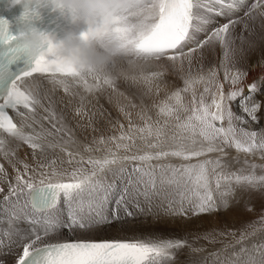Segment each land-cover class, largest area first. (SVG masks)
Masks as SVG:
<instances>
[{
  "label": "snow or ice",
  "instance_id": "snow-or-ice-1",
  "mask_svg": "<svg viewBox=\"0 0 264 264\" xmlns=\"http://www.w3.org/2000/svg\"><path fill=\"white\" fill-rule=\"evenodd\" d=\"M242 6L239 0H144V13L136 28L131 33L127 28L116 29L128 34L121 60H127L129 66L134 68L138 66L136 61L147 62L166 57L174 64L179 62L182 68L187 59L191 67L194 54L219 44L224 55L221 61V67L225 68L224 79L236 85L246 74H230L225 63L234 42L232 30L241 20L229 19L226 23L212 27L210 31L207 26L215 22L214 18L224 16L225 9L231 11ZM262 8L264 0H256L244 15L251 18L254 10ZM202 9L209 15L201 16ZM261 14L264 15V12ZM244 27H248L247 23ZM201 33H205L203 39L199 38ZM36 73L50 74L53 83L62 86L65 92H69L70 86L62 77H71L76 84L83 83L88 92L100 90L105 85L115 92L116 81L121 78L133 83L138 81L137 76L128 71L124 75L115 71L103 76L85 75L48 55L35 59L27 70L0 81V156L16 172L15 182L8 183L6 193L0 187V208H3V216H0V249L13 245L21 249L15 264H168L174 258V250L182 248L186 241H44L62 228L69 232L77 229L89 231L98 225L122 219L121 213L132 217L135 213L130 208L142 213L144 208L141 199L151 208L153 200L161 198L167 200L169 214L187 215L190 211L195 216L228 207L226 197L233 192V182L252 187L264 183V176L257 177L254 173L238 175L217 171L221 167L220 159H199L213 152L224 153L223 146L234 147L245 153H264V132L237 127L235 122L244 124L247 121L234 113L231 107V102L239 99L242 112L257 121L256 113L260 104L254 102V95L261 91L257 83L249 85V95H244L242 88L226 94L224 84L217 80L216 70H211L207 76L189 75L184 78V87L168 97L171 103L163 102L157 106V116L162 119L153 121L151 116L141 112L138 115L143 124L138 125L132 122L131 114L124 112L121 107V112L129 121L127 130L120 124L118 136H101L93 140L99 145L113 143L115 150L109 147L103 156L85 157L79 150L73 130L65 123L63 114L55 111L48 92L42 91L41 86L30 79ZM159 75L151 73V77ZM89 79L95 83L89 84ZM140 79L144 83H151V79L143 74ZM198 83L206 86L197 100L194 86ZM213 84L216 91L211 92V101L207 103L204 94L211 91L209 86ZM189 90L193 92L191 107L184 103L182 96V93ZM45 99L48 100L47 106ZM84 99L80 97L81 105L75 110L77 115H87ZM41 110L44 115H41ZM10 112L20 118L19 123L14 121ZM91 119L89 117L90 123ZM5 136L17 141L16 148L9 147ZM137 139L146 148L156 151L138 150L132 153ZM21 144L32 150L34 159L38 154L44 159L48 152L58 150L68 157V164L75 162L77 166L70 171L57 168L56 158L46 164H38L37 168H32L23 160L17 159L14 162L13 158ZM121 150L124 155L120 154ZM93 151L91 145H84V152ZM95 151L100 149L96 148ZM169 157L189 163H153ZM194 158L197 162L191 163ZM17 163L23 165V171L16 166ZM7 176L4 164L0 163V181L6 180ZM214 193L219 194V204ZM61 200L65 205L67 220L62 218L59 208ZM5 222L6 228L2 227ZM21 222L27 227H19ZM245 236L242 233L237 243L245 239Z\"/></svg>",
  "mask_w": 264,
  "mask_h": 264
},
{
  "label": "rangeland",
  "instance_id": "rangeland-1",
  "mask_svg": "<svg viewBox=\"0 0 264 264\" xmlns=\"http://www.w3.org/2000/svg\"><path fill=\"white\" fill-rule=\"evenodd\" d=\"M245 1L248 4V7L245 6L240 9H236L235 11L234 10L227 11L224 17L221 16V17L216 18L214 20L216 22L207 26L208 30L210 31L212 27L226 23L229 19L241 20V23L236 24L234 29L232 30V36H233V41H234L233 44L241 46L242 51L244 48L247 49L246 51L244 50L245 55L243 56V58H245V60L243 59L244 61H242L241 64L237 65L236 67L234 66L230 69L227 68L230 74H235L237 72L246 74L249 68H251L255 64H258L257 66L260 67V69L263 68L264 70V67H261L262 65H264L263 63L264 62V56H263L264 55V49H263L264 48V19H263L264 15L261 14L262 12H264V9L262 8V9L254 10L252 12V17L247 18L244 15V13L248 12L252 4L256 2L255 1L249 2V0H245ZM245 23H247L248 25L247 28L244 27ZM204 35L205 33H201L199 38L203 39ZM241 37H243V40H241ZM216 47H217L216 45L209 47L208 49L209 55L210 53H214L213 49H216ZM219 50L221 54H223V50L221 49V47ZM200 60L201 59H199V55L197 52L196 54H194L192 58L191 67H189L187 59L184 60L183 67L181 68L179 66V62H176L174 64L172 61H169L166 57H164L159 60L157 59L151 60V61L156 62L154 63L155 66H153V68L140 69L138 67H135V68L129 69L128 72L131 75L137 76L138 81L136 83H133L132 81L123 80V78L118 79V80L120 82H126L127 88L130 86L131 87L134 86L133 89L137 91V97L138 98L140 97L141 99H139V101H135L133 96L136 97V94H133V93L130 94L128 92H123L124 95L126 94L125 96L121 95L117 97L118 98L117 101H114L112 105L109 104L111 108L109 107L106 108V109H109L108 110L109 113H107L109 114L108 118L113 117L111 118L112 121L109 126H107V124L104 123L107 127H104V126L102 127L99 124V121H95V124L92 123L93 125L89 126L87 122H84L82 120L80 123V127H79V129L82 132L81 137L79 136L80 137V141L78 142L79 148L82 145L88 144V145H91L93 149H95L94 147H96L98 144L93 142L94 138L98 140L101 136H104L106 138L112 135H116V136L119 135L121 131L119 127L120 124H123L126 130L129 121L124 115V112L130 113L132 122L138 125L143 124V121L140 120L139 115H138L141 112H144L146 115L151 116L153 121L157 120L158 118L162 119V117L157 116V112H158L157 106L161 105L163 102L171 103V101H168V97L174 91L178 89H182L184 87V78L189 77V75L193 77L200 76V75L207 76V74L211 70L214 69L217 71V66L215 64L213 67L210 66L209 68L208 65L207 66L203 65L202 60L201 61ZM251 60L252 62L254 60V64L250 63L251 64L250 65L249 62ZM260 62H262L263 64L261 63L260 65ZM225 66H226V63H225ZM221 68H222V70H220L221 74L219 75L218 73L217 80L218 82L224 84V92L226 94L230 91V89L234 90L233 89L234 87L242 88L243 91L244 89H247L248 92H246V90L245 92L249 93V85H251L252 83L248 84L246 87L245 85H243V82L245 81L244 79L245 75L240 80L241 82L239 81V83H237L238 85L236 84L234 86L230 83V81H225L224 79L225 68L224 67H221ZM151 73H160V75L157 77H151ZM141 74H143V76L149 77L151 79V83L150 84L144 83L143 80L140 79ZM262 74L261 76L259 75L257 77L259 81L255 78V81L257 80L256 82L257 84L260 82V79L264 78V72H262ZM205 86L206 85L204 83H198L194 86L197 100L199 99L200 94L203 93ZM209 87L211 88V91L209 93L204 94L205 101L207 103H210L211 101V92L216 91L215 84L210 85ZM182 96H183L184 103L187 104L189 107H191V100L193 96L192 90L182 93ZM262 96H260L259 98H254V102L260 104V108L256 113L257 121H253L251 117H249L245 113L244 119H246L245 121H247V123L240 124L239 122H235L237 124V127H244L245 129L249 131H257L258 133L264 132V95L262 94ZM237 101L231 102V107L234 113H236L237 115H240L237 111L238 108H236ZM133 105H135V107H133ZM121 107H123L124 112H121L120 110ZM94 112H96V110ZM74 117L75 118L78 117L76 119H79L80 115L75 114ZM100 117L98 116V114H96L95 118H100ZM249 119L251 120L250 121L251 123L250 122L248 123ZM103 121H106V120H103ZM225 126H227L226 122H225ZM93 128H95L96 130L93 131ZM143 146H145V144ZM25 147L26 146L22 147L21 150L17 152L18 156L16 155V157L19 160H23L25 163H28L32 168H37L38 164L40 163L46 164L48 163L49 160L56 158L55 152H48L46 158L41 159L40 156H37L36 159L34 160L32 156V150L29 153L28 152L29 150H26ZM111 147L113 149L115 148L113 147V145H111ZM223 147H224V150L227 149V146H223ZM228 148L234 149L233 152L234 151L235 152L233 154L227 155L228 156L227 161L226 160L222 161L221 164L223 163V165H221L222 167L218 168L217 171L224 172L225 174L236 173L238 175H249V174L254 173L257 177L264 176V153L262 152L260 153V151H256V152H253L255 154L254 155L253 153H245L242 151L239 152L234 147H228ZM143 151H156V149H147ZM56 152H59V151L57 150ZM83 153L85 157L88 156L87 153L85 152ZM214 153H217V155L216 154L214 155ZM212 154H213V157H211V153L209 154L210 159L215 158V157L217 159H221L224 155V153H220V152H213ZM15 161L16 160H14V162ZM5 163H6V160H5ZM253 165H255V167H253ZM5 166H6L8 175H12V174L16 175L15 174L16 172L13 169L11 164L8 163ZM16 166L20 168L21 171H23L22 164L17 163ZM56 167L61 168V169L64 167L63 169H66V170H71L72 168H74V166H72L71 164L65 165V164H58V163L56 164ZM5 181L6 180L0 181V183L1 185L3 183V188H6L5 192H7L6 185L8 186L9 181L8 182L7 181L5 182ZM232 188H233V192L236 193L237 197H235L233 201L229 202L227 209H225L224 211L226 214V217H225L226 220L224 219L221 224H216L215 226L210 227L207 231L201 234H197L196 238H198L201 242H203V244L206 245L207 247L208 245H210L212 247H216L217 249L218 248L221 249L223 253L221 256L232 258L233 254L235 252H238L243 258L240 260V261L243 260V264H264V183H259L255 187H252L247 184L237 185L235 182H233ZM155 200H156V203H155ZM161 201L166 202L167 200L163 201L161 200V198L160 199L155 198L153 200L151 207H153L154 204H158ZM146 208H147L146 209L147 211L151 209L149 208V206H147ZM1 209L3 211V208ZM130 210H132L134 213L138 212L137 210H134L133 208L132 209L130 208ZM215 212H212V214H214ZM109 215H110V212H109ZM122 215L123 213H121V216ZM63 216L64 218L66 217L65 220H67L66 210L63 211ZM123 218L133 219L134 217L133 216L132 217L123 216ZM115 221H120V220H113L111 224H113ZM18 226L22 228L27 227V225L23 224L22 222ZM99 226L100 225L96 227H99ZM2 227L6 228L7 223L5 222L2 225ZM60 230L69 231L65 228H62ZM242 233L246 234L245 239L237 243V241L240 240ZM248 233H253V234L247 235ZM56 234H60L59 236L64 237V238L66 237L65 235H71L70 232H67L66 234H64L63 232L62 234L61 233H56ZM83 235H88V232L84 231ZM64 238H58V237H55L54 235H51V237L46 239L44 242L50 241V239L54 240V239H64ZM6 243H7V238H5V244ZM216 248H214L215 251L217 250ZM12 249H14L15 252ZM1 250L2 249H0V251ZM192 250L195 251V249L186 248V250L183 251V254L193 253ZM214 250H209V252L213 251V253H215ZM228 250L231 252H229ZM254 250L257 256L253 255ZM16 251H17V247L13 245L10 247V251L8 253L9 255L13 254L14 256ZM0 264H3V258L1 257H0Z\"/></svg>",
  "mask_w": 264,
  "mask_h": 264
},
{
  "label": "bare ground",
  "instance_id": "bare-ground-1",
  "mask_svg": "<svg viewBox=\"0 0 264 264\" xmlns=\"http://www.w3.org/2000/svg\"><path fill=\"white\" fill-rule=\"evenodd\" d=\"M251 1H255L256 2V0H249V2H251ZM239 3L243 5L242 7H245V6L248 7V4L246 3L245 0H239ZM217 6L219 7V5H217ZM242 7H238L237 9H240ZM227 11H229V10L225 9V13ZM200 15L201 16H208L209 14L206 12V10L202 9L200 11ZM215 19L216 18H214V20ZM263 19H264V17H263ZM216 46H217L216 49H213L214 53H210V55H209V52H208L209 47H206L203 50L202 53L198 52V55H199V59L202 60V64L203 65H205V66L208 65L209 68H210V66L213 67L214 64H215L217 66V74L219 73V75H220L221 74L220 70H222L221 61L224 60V55L221 54V52L219 50L220 49L219 44H216ZM244 50L246 51L247 49L244 48L243 51H242L241 46L232 44L231 45V50H230V53H229V59L226 61V67L230 69V68H232L234 66L236 67L237 65L241 64V62L245 60V58H243V56L245 55V51ZM253 53H255V52H253ZM136 63L138 65L137 67L140 68V69H143V68L150 69V68H153V66H155L154 63H156V62L151 61V60H149L147 62H145L143 60H139V61H136ZM250 63L254 64V60H253V62L251 60L249 62V64ZM261 63L262 62H260V65H261ZM257 65L258 64L253 65L251 68H249L248 72L246 73L245 78H244L245 81L243 82V85H245V87L248 84H250V83H256L257 80H258L257 77L259 75L261 76L262 72H264L263 68L260 69V67H258ZM122 66L125 69H127V71H129V69L133 68V67L129 66V64L127 63V60L122 62ZM261 67H264V65H262ZM49 75L50 74H43L42 75V74L36 73V74H33V78H30V79H34L35 82L38 83L41 86L42 91L48 92L50 98L54 102L55 111L58 114H63L64 119H65V123L68 125V127H70L73 130L74 138L78 142L80 141V137L82 135V132L79 129L80 123H81L82 120L84 122H87L89 124V126L93 125L92 123L95 124V121H99V124L102 127L103 126L107 127V126H109L111 124V121H112L111 118H113V117L108 118L109 114H107V113H109V111H108L109 109H106V108H108V107L111 108L110 105H112V103L114 101L118 100L117 97H119L121 95H124L123 92H128L130 94L131 93L136 94V97H137V91L133 89L134 86H132V87L130 86V87L127 88V83L126 82H120L119 80L116 81V89H117V91H115V92L113 91L112 88H110L107 85L103 86L102 89H100V90H95L93 92H88V91H86L85 86L83 85V83L76 84V83H74L72 81L71 77H62L63 79H65L69 83V86H70L69 92H65L62 86H58V85H55L53 83V81L49 78ZM255 78L257 79L256 81H255ZM94 83H95V81H92L91 79H89V84H94ZM258 85H259L261 91L258 92L257 94H255L254 98H259L260 96H262V94L264 95V78L260 79V82L258 83ZM229 87H230V85H229ZM136 88H138V87H136ZM231 88H232V86H231ZM235 88H237V87H234L233 89H235ZM231 90L232 89H230V91ZM245 90H246V92H248L247 89H244L243 94L244 95H249V93H246ZM80 97H84L85 98L84 99V111L87 113V115H80L79 119H76L78 117L75 118L74 115L76 114L75 110L78 107H80V105H81ZM136 97L133 96L135 101H139V99H141L140 97L139 98L138 97L136 98ZM44 103L47 106L48 105V100L45 99ZM119 103H120V101H119ZM236 105H237L236 108H238V110H237L238 113L245 118V113H243L242 110L239 107V99L236 102ZM95 110H96V112H94ZM96 114H98L99 117L101 116V114H102V116L100 118H95ZM41 115H44L42 110H41ZM13 116H14V121L19 123L20 118L14 112H13ZM89 117L92 118L91 119V123L89 122ZM103 120H106V121H103ZM250 121L251 120L249 119L248 123ZM104 123L107 124V126ZM45 126L46 127L49 126L47 124V122H45ZM98 128H99V126H98ZM100 130H102V129H100ZM4 138L9 141V147L16 148L17 141L12 140L10 137H6V136ZM111 145H113V147H115V145L113 143H110V142L106 143L105 145H99L98 144L94 148L95 149L99 148L100 151H95V149H94V151L92 153H87V152H85V153H87L88 155L91 154L93 156H103L105 154L106 148H109V147L112 148ZM135 145L136 146H134L132 148V153H135L138 150L139 151H143V150H147L148 149V148L145 149L146 147L143 146L144 143L142 141H140L139 139L136 140ZM24 146H26L25 147L26 150H29L28 152L30 153L31 149L27 145L21 144L20 147L16 151V155H17V152L19 150H21V148L24 147ZM80 148H79L80 152L82 154H84L83 153L84 152V145H82ZM114 150H115V148H114ZM233 150L234 149H230V148L227 147V149L224 150V155L220 159V161L221 162L224 161V160L227 161V157H228L227 155L228 154H233L235 152V151L233 152ZM120 154L124 155L125 153L121 150ZM129 154H131V153H129ZM209 154H207V156L200 157L199 159H210V155ZM215 154L217 155V153H214V155ZM55 155H56L55 157H56V160H57L58 164H61V161H64L63 164H65V165L68 164L67 163L68 157L64 153L55 152ZM37 156H39V154ZM211 157H213L212 153H211ZM17 159H18L17 157L13 158V160H17ZM216 159H217L216 157L215 158H211V160H216ZM190 162L191 163H196L197 160H196V158H194ZM0 163L4 164V166H5L6 164H8V161L6 160V163H5V159L3 158V156H0ZM153 163H171V164H174V165H180L182 163H189V161H183V160H181L179 158L169 157L167 160H163V161H159V162L153 161ZM68 165H70V164H68ZM71 165L74 166V167L77 166L75 164V162L73 164H71ZM221 165H223V163ZM85 166H87V165H85ZM5 169H6V166H5ZM68 171H70V170H68ZM13 175L14 174L8 175L6 181L14 183L15 182V180H14V178H15L14 176L15 175L14 176ZM0 187H3V183H2V185L0 183ZM6 187L8 188L7 185H6ZM4 189H6V188H4ZM223 190L224 189L222 188L221 191H223ZM214 195L216 196L217 203L219 204V202H220L219 194L218 193H214ZM235 197H237L235 192H232L230 195H228L226 197V199L228 200V204H229V202L233 201V199ZM161 200L164 201V199H161ZM155 203H156V200H155ZM63 204H64L63 200H61V202L59 204V208L61 209L62 218L65 220L66 217L64 218V216H63V211L65 210V205L63 206ZM141 206L144 208V212L135 213L133 215V217H134L133 219L122 218V219H120V221H115L113 224H111V223L102 224L99 227H94L93 229H91L89 231H86V232H88V235H83V232H84L83 230H75L74 232H70L71 235H65L66 236L65 238L64 237H60L59 236L60 234H56L55 233V234H53L55 237L64 238V239L51 240L52 239L51 238L50 241H47L45 243H50V242H55V241H62V240H72V239H92V240H102V239L119 240V239H122V240H129V241H132V240H150V239L151 240L180 239V240L186 241V244L182 248H180L178 250H174V258L171 259L170 261H168V264H243V260L240 261L243 258L238 252H235L233 254L232 258L221 256L223 254L221 249H219V248L217 249L216 247H212L210 245H208V247H207L206 245L203 244V242H201L198 238H196L197 234H201V233L207 231L210 227H213L216 224H221L223 222V220L225 219V217H226V214H225L224 211H225V209H227V207L226 208H224V207L218 208V210L216 212L214 211L215 212L214 214L205 213V214H200V215H195L194 216V215H192V213L190 211L188 212L187 215H172V214H169L167 212V207H168L167 201L166 202H162L161 201L158 204H154L153 207H151V209L149 211H147L146 207L148 205L145 204L143 202V200L141 199ZM134 210H136V209H134ZM1 211H2V209L0 208V212ZM2 212L0 213V216H3ZM122 217H123V215H122ZM4 218L6 220V217H4ZM23 224H25V223H23ZM62 232L64 234H66L69 231L60 230L57 233H61L62 234ZM87 237H89V238H87ZM6 245H7V243H6ZM186 248H189V249L192 248V249H195V251L192 250L193 253L183 254V251H185ZM214 248H216L217 250L215 251ZM12 250L14 251V249H12ZM12 250H11V252H12ZM209 250H214L215 253L218 254V255L214 256L213 255L214 254L213 251L209 252ZM9 251H10V247H8V246H5L0 251V257L3 258V264H15V260L17 258V254L21 251V249L17 248V251L14 254V256L11 253H10L11 255H9V253H8ZM232 251H234V250H232ZM229 252H231V251H229ZM255 253L256 252L254 250L253 255L257 256ZM183 255L186 256V257H184Z\"/></svg>",
  "mask_w": 264,
  "mask_h": 264
},
{
  "label": "clouds",
  "instance_id": "clouds-1",
  "mask_svg": "<svg viewBox=\"0 0 264 264\" xmlns=\"http://www.w3.org/2000/svg\"><path fill=\"white\" fill-rule=\"evenodd\" d=\"M41 2L50 5L70 25L58 38L27 22L29 16L37 13ZM143 13L144 0H36L31 7L26 4L22 13L25 22L20 25L18 36L36 59L48 55L85 75L103 76L110 71L124 75L127 69L122 66L121 57L128 34L116 29L127 28L131 33Z\"/></svg>",
  "mask_w": 264,
  "mask_h": 264
}]
</instances>
